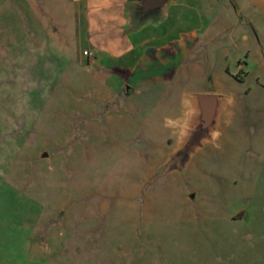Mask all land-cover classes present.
I'll list each match as a JSON object with an SVG mask.
<instances>
[{
  "label": "rangeland",
  "instance_id": "374dc122",
  "mask_svg": "<svg viewBox=\"0 0 264 264\" xmlns=\"http://www.w3.org/2000/svg\"><path fill=\"white\" fill-rule=\"evenodd\" d=\"M173 1L128 73L81 0H0V264H264V0ZM192 94L216 133L170 165Z\"/></svg>",
  "mask_w": 264,
  "mask_h": 264
},
{
  "label": "crops",
  "instance_id": "0c3cea01",
  "mask_svg": "<svg viewBox=\"0 0 264 264\" xmlns=\"http://www.w3.org/2000/svg\"><path fill=\"white\" fill-rule=\"evenodd\" d=\"M81 2L86 4L85 8L88 10V13L93 10L94 19L100 26V30L103 31L93 38L95 48L85 46V50H88L92 54V57L96 58L98 55L97 49H101V46L106 43V39L119 36L124 50L118 59H125L123 63L127 61L128 64L125 67L117 68L118 71H121L122 68L123 71L128 73H135L140 68L141 62L146 60L147 56H157L166 50H168L166 53L168 58L171 56H175L176 58V46L181 42V38L185 34L192 35V31L179 32L177 37L175 35L169 36L162 32L160 25L169 18L170 8L174 4L173 0L164 20L159 23L145 25L133 31L129 30V17L127 14L130 0H81ZM190 44L192 42L187 43L185 46L188 47ZM110 54L107 55L108 58L111 57ZM159 57H162V55ZM158 58L152 57L150 60L152 62V60L155 61ZM170 61L171 63H169V60L167 61L166 66L168 65L167 67L172 68L173 62L172 60Z\"/></svg>",
  "mask_w": 264,
  "mask_h": 264
},
{
  "label": "water",
  "instance_id": "95a60500",
  "mask_svg": "<svg viewBox=\"0 0 264 264\" xmlns=\"http://www.w3.org/2000/svg\"><path fill=\"white\" fill-rule=\"evenodd\" d=\"M171 4L172 0H130L127 7L129 30L161 22ZM224 103V98L219 95L192 94L188 97L187 118L169 164H178L190 157L204 142L213 141ZM46 156L44 153L43 157Z\"/></svg>",
  "mask_w": 264,
  "mask_h": 264
},
{
  "label": "built area",
  "instance_id": "2783aa9c",
  "mask_svg": "<svg viewBox=\"0 0 264 264\" xmlns=\"http://www.w3.org/2000/svg\"><path fill=\"white\" fill-rule=\"evenodd\" d=\"M83 55H85L87 57H91L92 56V54L88 50H84L83 51Z\"/></svg>",
  "mask_w": 264,
  "mask_h": 264
}]
</instances>
